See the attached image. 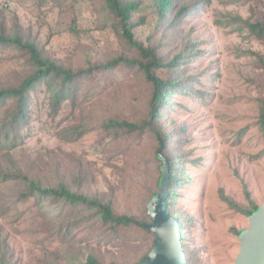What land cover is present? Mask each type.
<instances>
[{
  "label": "rangeland",
  "instance_id": "1",
  "mask_svg": "<svg viewBox=\"0 0 264 264\" xmlns=\"http://www.w3.org/2000/svg\"><path fill=\"white\" fill-rule=\"evenodd\" d=\"M125 1L138 6L135 40L155 50L164 65L195 46L180 74L192 89L173 93L171 107L160 109L158 118L168 135L172 163L180 160L177 173L187 177H179L172 214L185 235L189 264H236L238 233L250 223L223 196L245 210H251L246 193L254 205H264L259 126L264 35L249 28H264V0H174L175 11L188 6L192 14L180 17L178 28L171 14L169 28L161 31L156 0ZM122 33L105 0H0V34L19 38L41 57L74 72L122 59L151 62L132 52ZM119 65L113 73L94 70L93 80L79 86L78 102H65L59 110L42 84L31 93L30 120L21 130L20 146L4 149L0 136V245L7 244L11 264H88L91 257L104 264H137L151 250L154 239L140 229L100 237L96 233L102 224L92 221L61 234L60 229L76 223L74 218L50 220L46 212L54 206L22 198L29 187L23 178H28L42 188L63 186L112 201L116 214L150 224L147 207L159 190L161 172L160 163L145 160L153 158L157 145L146 141L140 147L135 140L108 135L103 123L151 118L154 89L128 62ZM35 70L29 50L0 46V90L17 88ZM153 73L166 79L175 72L165 68ZM96 82L89 96L96 95L84 98ZM6 111L1 110L0 123ZM7 176L13 178L2 181Z\"/></svg>",
  "mask_w": 264,
  "mask_h": 264
},
{
  "label": "trees",
  "instance_id": "2",
  "mask_svg": "<svg viewBox=\"0 0 264 264\" xmlns=\"http://www.w3.org/2000/svg\"><path fill=\"white\" fill-rule=\"evenodd\" d=\"M107 8L110 12L120 20L122 24L123 37L126 41L129 49L132 52L140 53L141 59H151V62L144 63L140 60H118L103 65L100 68L90 69L86 71L74 72L67 68L61 67L51 60L41 57L36 50L28 45H23L21 40L17 37L7 36L0 34V46L10 47L18 46L26 48L31 52L32 61L35 72L28 77L23 83L17 88L0 90V112L4 108L7 109L5 117L0 123V136H2L1 145L4 149L15 150L20 146V133L23 127L29 124L30 120V104H31V93L37 90L42 84H46L50 94V100L55 110H59L61 105L65 102H78L77 95L80 90L79 86L85 84V82L93 80L91 77L94 70H98L102 73L108 74L117 71L119 68L120 61L128 62L129 66H132L136 71L142 72L145 75L147 81H149L154 89V103L152 104L153 116L140 122H128L126 120H120L118 118H111L103 123V127L108 135H114L119 139L135 140L138 146L142 147L146 141L154 142L157 148L154 152L153 158L146 159L145 164L155 162L160 163L161 171V160L159 158V148L163 149V155L169 160L170 164V185H169V198L168 204L172 213L174 208V200L177 197L176 187L182 184V180L179 177H183L186 181V174L177 173V166H183L180 160L172 163L171 156L169 155L168 148V135L166 130L159 127V119L161 116L160 109L171 107L172 94L177 90L178 92L187 93L192 87L188 85L189 79L183 81V77L180 76L181 68L187 69L191 57L188 53L189 50L195 51V46L188 48L187 52L177 54L171 63L163 64L161 59H157L154 51L144 46L135 40L133 30L136 28V24L133 22V16L138 6L132 1L125 0H105ZM155 8L158 13V29L159 31L163 28H169L170 15H174L173 24L175 27L180 26V17L188 19L192 14L190 7L181 8L177 7L175 11L174 0H156ZM223 24V23H220ZM248 24V23H247ZM249 28L252 32L264 35V28L259 24H249ZM169 48H172L170 46ZM197 53H194V58ZM136 66V67H135ZM173 69L174 76H170L166 79H161L153 73L154 69ZM181 82L185 86L181 85ZM99 85L98 82L93 83L91 86L94 88L85 95L84 98L95 96L96 92L89 96L95 87ZM9 107H11L9 109ZM260 130L264 136V102L261 107V114L259 119ZM175 136H178V132L172 129ZM186 131V130H185ZM179 143V139L175 141ZM13 178L7 176L2 181H7ZM28 182V191L22 194L23 199L35 198L37 204L54 206L46 212L47 218L54 219L56 221L66 218H74L76 223H72L71 226H67L65 230L60 229V233L63 234L69 227L78 228L84 223H91L92 221L100 222L102 225L97 227L98 232L96 233L100 237L113 236L122 237L123 232L132 231L133 229H140L146 235L154 239L153 246L156 241L154 234L150 233L145 227L144 223L139 221L137 218L128 215H118L115 212L114 203L112 201H104L99 198H88L83 195H78L67 190L61 186L59 188H42L40 185L31 181L28 178H23ZM1 181V182H2ZM159 181V185H160ZM184 182V181H183ZM158 185V186H159ZM157 194H153L151 199ZM246 197L251 204V210H245L237 205L230 198L223 196V200L236 212L246 216H250L254 212L258 211L259 206H256L250 201L249 193H246ZM150 199V201H151ZM50 206V207H51ZM173 215V214H172ZM174 216V215H173ZM150 217V216H149ZM152 222L150 218V223ZM184 226L182 225V230ZM241 232L238 233L240 235ZM182 243L185 247V235L182 232ZM152 246V247H153ZM152 249V248H151ZM186 250V247H185ZM150 252V251H149ZM148 252V253H149ZM187 252V250H186ZM148 253L140 260V262L148 255ZM0 264H11L10 260L7 259V244L0 245ZM188 257V256H187ZM139 262V263H140ZM137 263V264H139ZM189 263V262H188ZM88 264H104L98 259L91 257L88 259Z\"/></svg>",
  "mask_w": 264,
  "mask_h": 264
},
{
  "label": "water",
  "instance_id": "3",
  "mask_svg": "<svg viewBox=\"0 0 264 264\" xmlns=\"http://www.w3.org/2000/svg\"><path fill=\"white\" fill-rule=\"evenodd\" d=\"M162 178L157 194L148 204L152 220L144 227L155 235L156 241L148 255L139 264H189L183 247L179 220L170 211L169 160L159 151ZM250 227L239 235L240 252L236 264H264V205L249 217Z\"/></svg>",
  "mask_w": 264,
  "mask_h": 264
}]
</instances>
